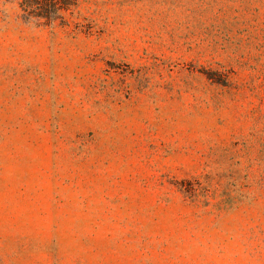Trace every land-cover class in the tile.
Returning <instances> with one entry per match:
<instances>
[{"label":"rangeland","instance_id":"374dc122","mask_svg":"<svg viewBox=\"0 0 264 264\" xmlns=\"http://www.w3.org/2000/svg\"><path fill=\"white\" fill-rule=\"evenodd\" d=\"M0 0V264H264V0Z\"/></svg>","mask_w":264,"mask_h":264},{"label":"trees","instance_id":"16d2710c","mask_svg":"<svg viewBox=\"0 0 264 264\" xmlns=\"http://www.w3.org/2000/svg\"><path fill=\"white\" fill-rule=\"evenodd\" d=\"M17 1L28 21L54 24L64 18V12L74 6L73 0H8Z\"/></svg>","mask_w":264,"mask_h":264}]
</instances>
